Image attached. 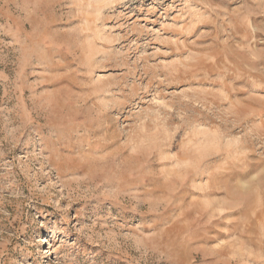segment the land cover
Listing matches in <instances>:
<instances>
[{"label":"rangeland","instance_id":"rangeland-1","mask_svg":"<svg viewBox=\"0 0 264 264\" xmlns=\"http://www.w3.org/2000/svg\"><path fill=\"white\" fill-rule=\"evenodd\" d=\"M0 264H264V0H0Z\"/></svg>","mask_w":264,"mask_h":264}]
</instances>
